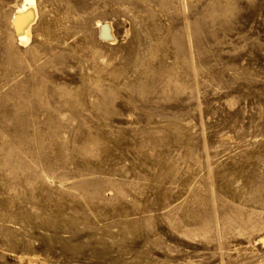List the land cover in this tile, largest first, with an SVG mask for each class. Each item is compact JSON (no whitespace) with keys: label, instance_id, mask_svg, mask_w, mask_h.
<instances>
[{"label":"rangeland","instance_id":"1","mask_svg":"<svg viewBox=\"0 0 264 264\" xmlns=\"http://www.w3.org/2000/svg\"><path fill=\"white\" fill-rule=\"evenodd\" d=\"M24 1L0 0V264H264V0H34L22 44Z\"/></svg>","mask_w":264,"mask_h":264},{"label":"bare ground","instance_id":"2","mask_svg":"<svg viewBox=\"0 0 264 264\" xmlns=\"http://www.w3.org/2000/svg\"><path fill=\"white\" fill-rule=\"evenodd\" d=\"M38 18L39 12L34 0H25L23 4L18 7L13 21L22 44H28L31 41L33 26L36 24ZM99 29L102 41L109 42L117 39L113 31V25L110 22L99 23ZM262 241L264 242V238H262Z\"/></svg>","mask_w":264,"mask_h":264}]
</instances>
